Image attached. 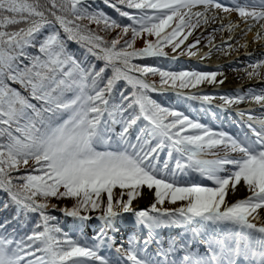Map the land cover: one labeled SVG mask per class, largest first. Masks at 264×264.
I'll list each match as a JSON object with an SVG mask.
<instances>
[{"label": "snow or ice", "instance_id": "1", "mask_svg": "<svg viewBox=\"0 0 264 264\" xmlns=\"http://www.w3.org/2000/svg\"><path fill=\"white\" fill-rule=\"evenodd\" d=\"M103 3L123 19L90 0H0V191L3 208L14 209L0 221V264H264V89L225 93L214 105L198 86L218 88L222 71L147 62L178 60L193 28L217 20L213 33L243 24L246 36L259 24L253 39L264 40V0ZM213 39L191 51L195 38L187 56L233 49L231 35ZM261 68L264 58L244 71L259 77ZM168 92L187 108L237 106L247 131L211 127L153 98ZM246 100L262 114L239 109ZM238 186L248 195L229 200ZM57 210L96 229L66 231ZM128 217L132 229L122 234L117 221Z\"/></svg>", "mask_w": 264, "mask_h": 264}, {"label": "bare ground", "instance_id": "2", "mask_svg": "<svg viewBox=\"0 0 264 264\" xmlns=\"http://www.w3.org/2000/svg\"><path fill=\"white\" fill-rule=\"evenodd\" d=\"M235 16V14H233V17ZM225 21L228 19V18H224ZM235 22V21H234ZM219 25V20H217L215 23L212 24V26L210 27V29H207L206 30V33H207V37L210 36V34L212 33V27H218ZM245 26L243 24L240 25V28H237L235 29L236 32H235V35H234V39L232 41V44H233V49L232 50H228V49H225V51H227V55L224 54V52H221V51H213L212 55L210 57H207L205 58L203 61L209 63L210 65H214V66H221L220 68L222 69V71L225 73V76L227 77V79H225V82L224 84L222 85H219L218 88H216V90H222V89H225V90H228L229 92H233V91H236V90H247L249 88H254L256 89L257 91H259L260 89H264V68H261L260 69V72H261V76L259 77H253V78H249L246 74H245V71H244V68L245 66L249 63V61H252V60H255L256 58L259 57V55L263 54L264 55V40H254L253 37L257 31V29L259 28V25H256L255 27H253L252 31L251 32H248L246 36L244 35H241V29L244 28ZM224 33V34H223ZM228 31L225 30L223 32H215L213 35L211 34V36L213 37H221V36H218V35H221L223 34L224 36H222L224 39H227L228 36H225L227 35ZM221 39L215 43V44H220L221 43ZM247 42L248 46L247 48L245 47H242L241 45L245 44ZM208 48L204 49V50H200V51H207ZM241 50H245L244 51V55L240 53V58L242 59H245V60H248L247 64L243 67H240L241 65H238L236 66L235 68H231V65L234 61H232L229 57V54L231 52H239ZM250 54V55H249ZM251 70V69H249ZM222 77L218 76L217 79H221ZM258 78V79H257ZM260 78V79H259ZM248 79H255V80H249L247 83L246 82H243V83H236L237 81H246ZM236 81V82H234ZM220 101L219 99H215L213 102H217L218 103H222V102H218ZM216 103H214V105H217ZM237 106H233V111L231 112H228L227 115L223 114L222 112L220 111H216V114L214 117H217V116H223L222 119L227 123L229 124V116H234V118H236L237 120H235L237 123H240V118L237 116L236 114V109ZM239 109H247V108H253L255 109L256 111L253 113V114H260V109H259V105L255 104L254 102H251V101H244L243 103H241L239 106H238ZM229 115V116H228ZM231 122V121H230ZM244 127V126H243ZM246 129V127H244V130ZM145 191V196L140 198L139 199V204L143 203V204H147L149 205L151 203V193H148L147 192V189L144 190ZM248 195V193L245 191L244 187L243 186H238V189L236 191V195L235 196H229L228 199L229 200H232L234 201L235 199H238L242 196H246ZM73 226L75 227L77 223L79 222H76V221H73ZM91 222H97L95 220H92ZM76 223V224H75ZM90 223V222H89ZM88 222L87 223H83L81 225V228L88 231L90 229L89 227V224ZM96 227V225H95Z\"/></svg>", "mask_w": 264, "mask_h": 264}, {"label": "rangeland", "instance_id": "3", "mask_svg": "<svg viewBox=\"0 0 264 264\" xmlns=\"http://www.w3.org/2000/svg\"><path fill=\"white\" fill-rule=\"evenodd\" d=\"M195 11V10H194ZM223 18H228V17H226V16H224ZM261 23H264V21H262ZM212 26V25H211ZM211 26H205V25H203V24H200L198 27H196V28H193V30H192V34L191 35H189V38H193L196 34H199L200 33V31H204L206 28L207 29H210V27ZM235 32H236V30H234L232 33H227V35H225V36H229V35H231L232 37H234V35H235ZM212 35L214 34L213 32L211 33ZM210 34V35H211ZM224 34V33H223ZM223 34H221V35H218V36H221V37H214V39H213V41H212V43H217L219 40H220V38H222V36H224ZM204 34H202L201 36H203ZM207 41H208V37H207ZM209 46V43H208V45L206 46V47H208ZM206 47H199V48H197V49H199V50H204ZM197 49L195 50V51H197ZM186 51V53L189 51V49H186L185 50ZM192 51V50H191ZM244 51L245 50H241V51H239V52H237V51H235V52H231L230 54H229V57H230V59L232 60V61H234L233 62V65H235V66H233L232 65V68L234 67H236V66H238V65H241L240 67H243V66H245L246 64H247V62H248V60H245V59H242V58H240L241 56H240V53L241 52H243V53H241V55L243 54L244 55ZM187 58H196V57H187ZM258 58H264V56H261V55H259V57ZM258 58H256V59H258ZM197 59V58H196ZM203 61V60H202ZM174 63H179L180 62V60L179 61H173ZM185 62V61H184ZM205 62V61H204ZM208 66H207V68H209V69H217V71H222V69L221 68H218L217 66V68H214L215 66L214 65H210L209 63H206ZM197 65V64H196ZM219 69V70H218ZM223 72V71H222ZM224 73V72H223ZM225 75V74H224ZM258 79V78H257ZM260 79V78H259ZM264 79V78H263ZM249 80H255V79H248V80H246V81H234V82H236V83H243V82H248ZM198 87H202V88H204L205 89V91L203 92V93H201V94H204V93H214V92H216V91H223V92H229L228 90H225V89H220V90H216V89H214L211 85H201V86H198ZM192 91H195V90H192ZM230 93H232V92H230ZM174 103H176V101L175 100H172ZM193 107V106H192ZM195 112V109H193L192 108V111H186V113H189V114H193ZM205 118V119H207L208 117H207V115L204 113L203 115H199V118ZM213 123H216L215 121H213ZM247 196V195H246ZM246 196H242V197H240V198H243V197H246ZM146 204V203H145ZM145 204H143V203H141L140 205L141 206H145ZM147 205V204H146ZM165 206H168L167 205V203L165 204ZM95 216V215H94ZM69 220V222L66 220H64L65 222H68V223H70V225L72 226V224H73V221H70L71 219H68ZM129 220V217L127 218V219H125L124 220V222H125V224H126V227H128L129 226V224H128V221ZM85 223H87V222H85ZM89 223V222H88ZM98 222H90L89 224L90 225H94V224H97ZM80 230H82L83 231V229H80ZM124 231V230H123ZM122 231V232H123ZM93 233H89L87 236H91Z\"/></svg>", "mask_w": 264, "mask_h": 264}, {"label": "trees", "instance_id": "4", "mask_svg": "<svg viewBox=\"0 0 264 264\" xmlns=\"http://www.w3.org/2000/svg\"><path fill=\"white\" fill-rule=\"evenodd\" d=\"M90 2L92 3V7L95 8V9H100V10H103L105 11L108 15L112 16L113 18H116V19H123V18H120L118 16V14L112 9L110 8L108 5L104 4L103 3V0H90ZM124 23H127L128 21L126 20H123ZM93 28L96 27V25H92ZM119 30H112L111 32L107 33V36L109 39L111 38H114L117 34ZM101 34H104V33H101ZM150 39H155V37H149ZM179 39V37H178ZM136 46L137 47H142L143 46V40L141 38H137V42H136ZM70 48L72 49H76V45L75 44H70L69 45ZM166 51H169L171 52V46H166ZM148 63L150 64H159L161 66H163V62L161 60H148L147 61ZM99 64V62H98ZM150 79H155L158 81V77H149ZM164 97L165 95L163 94L162 96L161 95H158V94H153V98L154 99H157L158 101L160 102H164ZM7 200V196L4 192L0 191V221L4 220L5 218H8V219H11V217L13 216V213H14V209L13 208H8V209H4L3 206H2V202ZM51 203H54V204H63V203H66V202H62V201H58L56 199H53L51 201ZM70 203V202H69ZM52 215H55L58 217L59 221H60V224H61V215L60 213H58L57 211H53L51 213Z\"/></svg>", "mask_w": 264, "mask_h": 264}]
</instances>
